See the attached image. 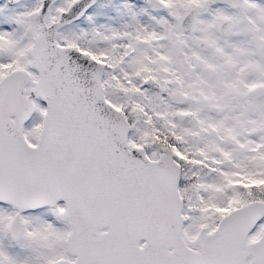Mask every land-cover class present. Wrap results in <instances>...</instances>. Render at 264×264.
Listing matches in <instances>:
<instances>
[{"label": "snow or ice", "instance_id": "6c2138e0", "mask_svg": "<svg viewBox=\"0 0 264 264\" xmlns=\"http://www.w3.org/2000/svg\"><path fill=\"white\" fill-rule=\"evenodd\" d=\"M0 264H264V0H0Z\"/></svg>", "mask_w": 264, "mask_h": 264}]
</instances>
